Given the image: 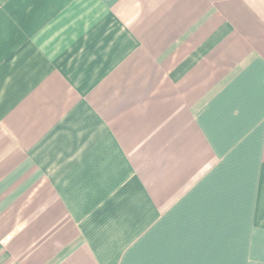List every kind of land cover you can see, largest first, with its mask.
Returning a JSON list of instances; mask_svg holds the SVG:
<instances>
[{
    "label": "crops",
    "instance_id": "obj_1",
    "mask_svg": "<svg viewBox=\"0 0 264 264\" xmlns=\"http://www.w3.org/2000/svg\"><path fill=\"white\" fill-rule=\"evenodd\" d=\"M0 264H264V0H0Z\"/></svg>",
    "mask_w": 264,
    "mask_h": 264
}]
</instances>
